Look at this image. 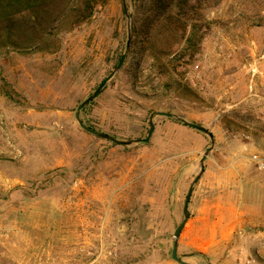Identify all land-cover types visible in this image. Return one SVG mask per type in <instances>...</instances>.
<instances>
[{
    "label": "rangeland",
    "instance_id": "1",
    "mask_svg": "<svg viewBox=\"0 0 264 264\" xmlns=\"http://www.w3.org/2000/svg\"><path fill=\"white\" fill-rule=\"evenodd\" d=\"M135 5H97L56 49H0V264H180L190 186L177 254L264 264V0H210L199 46L158 53L163 32L155 54ZM125 50L80 118L128 144L75 118ZM158 110L212 133L196 182L209 137Z\"/></svg>",
    "mask_w": 264,
    "mask_h": 264
},
{
    "label": "trees",
    "instance_id": "2",
    "mask_svg": "<svg viewBox=\"0 0 264 264\" xmlns=\"http://www.w3.org/2000/svg\"><path fill=\"white\" fill-rule=\"evenodd\" d=\"M210 0H136L131 32L156 53L160 34L166 32L158 53L199 46L209 29L204 16ZM108 0H0V49H56L61 31L72 29L92 16ZM166 45V47H164ZM154 53V54H155ZM169 54V53H168ZM92 127V126H90ZM94 128V127H93Z\"/></svg>",
    "mask_w": 264,
    "mask_h": 264
},
{
    "label": "water",
    "instance_id": "3",
    "mask_svg": "<svg viewBox=\"0 0 264 264\" xmlns=\"http://www.w3.org/2000/svg\"><path fill=\"white\" fill-rule=\"evenodd\" d=\"M128 45H129V41L126 42V49L128 48ZM126 53H127V50H125L115 68L112 70V72L107 76V78H105L104 80H102L98 85L97 87L94 89V91L92 93H90L85 99H83L76 107V110H75V118L78 122V124L86 131L94 134V135H97L99 137H102V138H106V139H109L111 141H114V142H118V143H122V144H128L130 142V140H118L116 139L112 134H109V133H106L102 130H99V129H96V128H93V127H90L88 125H86L82 119L80 118V110L83 106H85L87 103H89L98 93L99 91L102 89V87L105 85L107 79L115 72L117 71L120 66L122 65V62L126 56ZM154 115H164V116H167V117H176L177 119H179L180 121H182L184 124L190 126V127H193L197 130H200L202 132H204L210 139V144L209 146L204 150V153L202 154L201 158H200V172L196 175V177L194 178L193 180V183L197 181V179L199 178L200 176V173L202 172L203 170V167H202V161L204 159V157L208 154V152L212 149V146H213V143H214V139H213V136H212V133L210 132L209 129H207L206 127L198 124V123H194V122H190V121H187L185 120L183 117H180V116H176L175 114L171 113V112H168V111H161V110H158V111H153L152 114H151V117H153ZM153 127H154V123L151 122L150 123V126H149V129H148V132H147V135L144 137V138H141V139H138V140H142V141H147L153 131ZM191 192H192V186H190L188 188V191L185 195V199H184V204H183V214H184V218L183 220L178 224V226L175 228L174 230V233H173V245H172V250H171V257L177 261L178 263L180 264H190L186 261H184L178 254H177V241H178V236H179V233H180V230L182 229V227L184 226L185 222H186V219L188 217V211H187V205H188V202H189V199H190V196H191Z\"/></svg>",
    "mask_w": 264,
    "mask_h": 264
},
{
    "label": "crops",
    "instance_id": "4",
    "mask_svg": "<svg viewBox=\"0 0 264 264\" xmlns=\"http://www.w3.org/2000/svg\"><path fill=\"white\" fill-rule=\"evenodd\" d=\"M215 155H213V159H215ZM233 158L234 157H228L227 160V165H228V169L233 170L234 169V162H233ZM206 173V172H205ZM230 224V223H229Z\"/></svg>",
    "mask_w": 264,
    "mask_h": 264
}]
</instances>
